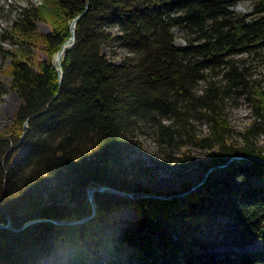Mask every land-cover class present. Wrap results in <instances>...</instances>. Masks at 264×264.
<instances>
[{
	"label": "trees",
	"instance_id": "16d2710c",
	"mask_svg": "<svg viewBox=\"0 0 264 264\" xmlns=\"http://www.w3.org/2000/svg\"><path fill=\"white\" fill-rule=\"evenodd\" d=\"M237 1L40 0L15 10L0 30V72L20 98L9 134L0 132V223L12 227L0 228V264H264L262 251L231 249L264 241L256 159H232L222 179L183 198L95 191V211L79 224L14 230L90 216L87 186L153 192L132 158L142 121L161 142L206 149V168L234 155L264 159L253 143L264 133V73L254 74L264 63V0L251 14L230 9ZM82 12L59 81L55 54ZM38 21L50 30L39 32ZM116 45L127 50L119 62L102 52ZM240 97L252 116L242 143L227 113Z\"/></svg>",
	"mask_w": 264,
	"mask_h": 264
},
{
	"label": "rangeland",
	"instance_id": "374dc122",
	"mask_svg": "<svg viewBox=\"0 0 264 264\" xmlns=\"http://www.w3.org/2000/svg\"><path fill=\"white\" fill-rule=\"evenodd\" d=\"M39 1L40 0H0V30L9 24V17H11L19 7L30 3L35 4ZM253 4V0H238L236 5L230 9L238 13L251 14ZM36 28L42 33H46L50 30L49 24L44 21H38L36 23ZM115 29L116 28H113L112 30L115 31ZM172 32L174 35V43L176 45H183L184 41L180 31L173 29ZM2 46L8 47L9 45L4 44ZM112 51H114V53H112ZM102 52L114 62H119L122 55L127 54V50L118 45L113 46L111 49L103 47ZM37 53L41 58L45 57L43 53L39 51H37ZM254 72L255 76H259L260 72L264 73V63L258 66ZM8 80L9 79L0 72V85L4 90V92H0V132L4 134H9L6 127L11 123L13 114L20 104V98L17 93L8 87ZM227 113L234 129V140L238 143H242L241 135L252 121L250 105L246 100L240 97L234 104L228 106ZM194 125L199 134H205L207 132V126L203 120H194ZM138 126L139 128L135 133L136 144L132 158L138 165L143 167V170L137 173V180L142 185L151 189L153 191L151 192L152 194H158L164 197L169 196L168 198H183L187 194L202 191V186L205 182L222 179L224 177L226 166L213 168L208 172L205 180L195 187L202 179L206 170L212 166L207 168L205 166V163L208 162L209 159V152L198 145L184 143V145L178 146L173 143L166 144L161 142L151 123L142 121ZM253 143L264 154V133L256 136ZM15 161V155L8 158L6 166L9 171L14 168ZM23 169L25 171V168ZM5 176H7L6 172H4V179ZM238 178L237 175H233L232 177L233 180H237ZM12 179L15 180L14 177H12ZM255 182L260 184L263 180L256 179ZM193 186L194 188L188 192L179 196H173ZM229 248L227 247L226 249ZM231 249L238 252L257 250L264 252V241L257 240L245 246H232ZM50 263V259L42 261V264Z\"/></svg>",
	"mask_w": 264,
	"mask_h": 264
},
{
	"label": "water",
	"instance_id": "95a60500",
	"mask_svg": "<svg viewBox=\"0 0 264 264\" xmlns=\"http://www.w3.org/2000/svg\"><path fill=\"white\" fill-rule=\"evenodd\" d=\"M82 15H83V12L80 13V14H78L76 17H74L73 20L70 23V32H71V35L63 43V44H65V43L68 44V47L67 48H69L70 46H72V44L74 42L75 22ZM61 55H62V49H59L56 52V54H55L56 69H57L59 81L61 79V68H60V58H61ZM55 96L53 98H55ZM48 104H49V102L46 104L45 109L47 108ZM232 159H256V160H258V161H260L261 163L264 164V159H261V158L256 157V156H250V155H234L232 157H229L227 159V161L225 163H223V164H216V165H212L211 167H209L206 170L205 174L203 175L202 179L195 185V187L198 184L202 183L205 180V178H206V176H207V174H208L209 171H211L213 168H216V167L226 166L229 163V161H231ZM193 188H194V186L191 187L190 189L186 190V191H183V192L178 193V194H174L173 196H179V195H181V194H183L185 192H188L189 190H191ZM85 191H86V198L88 199V201H90L91 207H92V212H91L90 216L85 217V218H83L81 220H75V221L56 220V219H53V218H36V219H32V220H28V221L24 222L20 228L14 229V230L15 231H18V230L26 227L27 225H29L31 223H34V222H38V221H50V222H52L54 224H67V225L79 224V223L85 221L87 218H90L93 215L94 211H95L94 203H93V199H94V195L93 194H94L95 191H99V192H116V193H118L120 195H126L129 198H136V197L168 198L169 197V196H165L164 197V196H161V195H158V194H152V193H146V192H144L142 194H139V195L138 194L135 195L134 193H130V192L129 193H126V192L121 191V190H116V189H114V188H112L110 186H107V185H101L99 187L87 186L85 188ZM1 227L12 228L11 225L8 222L7 223H0V228ZM221 249H226V248H221Z\"/></svg>",
	"mask_w": 264,
	"mask_h": 264
},
{
	"label": "bare ground",
	"instance_id": "6f19581e",
	"mask_svg": "<svg viewBox=\"0 0 264 264\" xmlns=\"http://www.w3.org/2000/svg\"><path fill=\"white\" fill-rule=\"evenodd\" d=\"M67 47H68V44L67 43H65V44L62 45V47L60 48V49H62V54L65 51L64 49L67 48Z\"/></svg>",
	"mask_w": 264,
	"mask_h": 264
}]
</instances>
